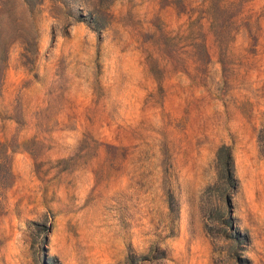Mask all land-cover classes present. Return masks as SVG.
<instances>
[{"label":"rangeland","instance_id":"374dc122","mask_svg":"<svg viewBox=\"0 0 264 264\" xmlns=\"http://www.w3.org/2000/svg\"><path fill=\"white\" fill-rule=\"evenodd\" d=\"M0 264H264V0H0Z\"/></svg>","mask_w":264,"mask_h":264}]
</instances>
